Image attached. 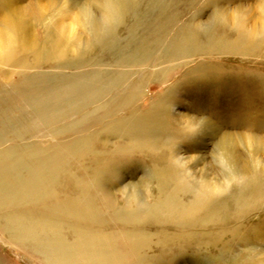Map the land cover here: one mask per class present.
Masks as SVG:
<instances>
[{
  "label": "rangeland",
  "instance_id": "1",
  "mask_svg": "<svg viewBox=\"0 0 264 264\" xmlns=\"http://www.w3.org/2000/svg\"><path fill=\"white\" fill-rule=\"evenodd\" d=\"M73 2L79 3V0H74ZM73 2L72 0H23V3L31 6L33 8V13H35L36 19L33 20V22H35L33 26L34 34L39 42L42 44L46 42V48L49 50L50 45L55 44L53 39L56 38L49 30H53L54 24L62 23V21L67 27L69 26L67 28V36L62 38L57 36L61 40L59 41L60 43L58 42L59 47L60 49H64V54H66L65 56L67 59L73 61L74 65L70 64L66 66L78 68L77 66L81 64L79 69L75 68L76 70L71 67L68 70L55 69L53 72L48 73L46 71L45 74H42L45 77L42 78L40 82H46V78L48 82H46V85L47 87L51 86V89L46 88L49 90H52V87L54 89L57 88L56 91L59 92V94L56 93L57 96L62 97L64 93L62 94L61 91L67 86L72 85L77 79L80 84H73L74 86L85 85L84 87H86L90 85H88L86 81L92 78L93 81L91 80V84H94L99 90L97 91V89L93 87L96 89L94 91L97 92L95 97L97 96L98 98L94 97V93L89 97L91 100L94 97V99H98L100 102L103 101L96 104V106L101 105L113 95L116 96L119 94L121 96L128 91L129 94L135 93L137 97L135 96L136 98L134 101L137 102L134 108L130 109V113L132 109L134 110L137 108V112H140H136L133 115L134 118L130 119L133 122L134 128L141 127L143 132L141 134V136L143 135L142 137H137V131L134 132L130 130V133L128 132L129 126H126L112 130L110 133L113 134V131L116 132L114 136H111L108 132L100 134L101 139L99 138L97 141L98 145H96L98 151L106 148L108 151L112 149L114 145H119L121 148H125V151L129 152L128 156L125 157L124 155L121 157L122 160L118 158V160L120 159L119 161L122 162H119L116 158L117 163L113 164L109 169L110 171H104L103 174L105 175H102V173L100 174L101 179L106 182L109 189H112L116 201L118 200L115 209L108 205H102L100 207L103 216L102 221L108 220L106 229L104 226H102L103 229L99 226L100 229H102V231L105 229L107 233H110V230L120 231L119 228L122 227L124 228L121 229L123 231L129 230L128 232L130 233L139 231V233L143 234L144 240L150 244L149 247L152 249L149 251L147 250V252L152 253H148L150 256L146 255L145 259H143L144 261L142 260L140 264H261V261L264 262V208H262L264 207V201H259L262 199L264 200V198H262L263 196L261 197V194L264 195V150L258 154L263 170L260 169L261 171L255 174L260 181L254 178L255 175H250L252 170L249 168L247 177L239 178L240 183L237 184L238 186L234 184L236 187L233 185L231 187L232 189L230 188L227 192L218 196H208L202 193V189L197 186L195 180L189 174H182L180 170L178 171V168L172 166L169 158L171 157L175 145L178 143L174 151L177 150L181 152L183 156L186 155L185 157L197 155L199 158H203L205 164H211L213 169L221 174L223 170L219 166L216 157L218 155V143H220V139L222 136L224 137L225 133L227 135L230 134L232 139L236 142L242 139L241 142H237L241 144L240 146H242L248 138L258 140V142H261L260 144L264 146V0H122V10H124H121V14H119V16H122L120 17L121 20L119 18L117 26L114 24L115 26L111 28L103 24L101 32L96 33L98 37L96 34L93 35L91 33L90 28L86 30L83 24H79L76 18L69 15L71 14L70 12L65 13L64 5L66 6ZM81 2H96L102 11L105 8V0H81ZM2 7L3 3L2 0H0V13L2 12ZM219 7L220 9L222 8L228 11L227 16L230 18L231 23L224 22L223 26L217 27L212 17L216 8ZM79 8L82 10V6H79ZM245 8L250 9V11L248 9L250 16L247 17L249 22L247 21L243 27L235 25L233 21L239 16L235 15L237 14L236 11ZM197 22L205 24L201 25ZM74 23H78L79 26H76ZM226 23L227 25H225ZM103 30L105 32H103ZM73 33L75 36L77 34L82 36V44L87 48L86 52H80L81 54L77 52L80 57H78L79 55L76 56L73 54V51L76 52L77 50L76 48L73 50L74 47L69 43V39L74 36ZM105 33L107 35H105ZM100 37L103 38V41ZM174 38H177L176 43L170 44ZM96 39L101 40V42L97 41L99 46L96 45ZM100 43H102V45ZM69 44L71 45L69 48L72 49L67 51L68 48L66 49V47H68L67 45ZM142 57H145L143 58L145 60H143ZM170 65H172V68ZM157 66L166 67L167 70L165 73H161L162 70H160V73H156L155 75L153 70ZM82 72H84L82 76H78V74ZM123 72H125V74ZM30 75L32 76V74ZM48 76H50L51 79L53 77L54 80H50V78H47ZM79 80L81 82L86 80V83L82 82V84ZM97 81H99V83H97ZM60 84L64 85L60 86ZM117 84H119V87H117ZM0 85V100L4 102L2 106L0 105V113L2 112L4 115L3 118L1 117L2 114H0V125L5 124L6 126H4V128L6 127L7 134L9 133V137H13V130L24 131L27 129L23 128V126H26L29 121L35 118V113L31 111L29 106L30 103L28 101L31 100V98H29L28 101H26V99H21L17 95V92L10 87L8 88L2 80L0 81ZM131 86H135L134 90H130L132 88ZM171 87H174V89ZM113 88L116 90L115 92ZM102 89L105 90L103 91ZM167 90H169V92ZM106 93H109L107 98L104 97L107 95ZM55 99L54 103L50 100L51 105L50 103L48 105L49 110L51 106V112L59 110L60 112L62 110L67 112L72 110L73 106L71 107V102V104L69 102H64V105L61 104L63 100L61 102L59 101V97L58 101H55ZM90 99L87 100V103H85V101L83 104H85V106L88 105V110H86L93 113L96 106L92 103L96 102V100L94 101L93 99L90 101ZM32 100L36 101L37 99L34 97ZM7 102L10 104L13 102L14 104H8L6 106ZM26 102H28L29 105ZM90 102L92 106L89 105ZM10 107L11 110L9 112ZM75 107V109H77L75 112L78 111L74 113L76 117L67 121L66 123L68 124H72L76 120L79 121L82 119L83 113H88L84 111L79 114V110L81 111L82 109L79 108L78 110L77 106ZM175 107H178L179 111L183 114L205 117L206 128L204 127V135L197 134L198 136L195 138H186L183 130L176 121V117H174L173 110ZM5 109H8V112ZM91 110L93 112H91ZM142 112H144V114ZM129 116V114L126 115L127 118H129ZM11 117L13 118L11 119ZM4 119H6V122ZM20 119L22 121H20ZM156 122L157 124H155ZM23 123H25V125H23ZM152 123H154L155 126ZM0 128H3V126H0ZM208 129L211 131L209 132ZM9 130H11V132ZM93 130L94 129L91 131ZM150 130L152 134L149 132ZM120 131L121 133H119ZM91 133L92 132H89L85 135H90ZM117 133L119 135H117ZM154 133L156 137H154L155 135L153 136ZM161 134L163 135L162 138H160ZM124 135L126 136L124 137ZM104 136L106 137L102 138ZM132 136H136L138 139ZM145 137H147L149 141H152L153 138L154 143L160 146L159 148L161 151H158L159 148H156V146L154 149L156 148L157 150L154 151L152 150L153 148H146L144 145L148 139H145ZM128 138H133L132 142L130 139L129 141ZM100 140L101 142H99ZM135 141L137 143H135ZM139 142L145 144L142 145ZM127 144L132 147H129ZM103 146L104 148H102ZM136 146L150 149L153 152H150V154H147L149 152L146 153V151L139 152L138 149L136 150ZM134 148L137 152H135V150L133 151ZM130 151L134 152L133 155L132 152L130 154ZM240 152L244 154L243 149H240ZM93 154L92 152L91 154L87 152V159L92 161L94 158ZM151 155H153V157ZM159 158L163 159L160 160ZM83 164H87L88 166L90 162L87 161ZM155 167L158 169H155ZM170 167L171 170H169ZM173 175L179 177L174 178ZM172 178H174V181ZM182 181H184V183ZM240 184L244 187L242 188ZM129 185L135 187L137 194L145 203L144 207H147L148 210L155 211V209L161 205L159 208L161 209L162 207L163 212H169L170 214L168 213L164 217L162 216L156 219L153 216V213L156 212H152L151 217L143 213L135 214L138 210V206L134 202H131V204L130 202L119 203L120 193ZM260 186H262V188H260ZM238 187L239 189L237 190ZM240 187L242 189L247 188V190H241ZM243 191H245V193ZM252 191L260 193L256 194L254 192V198ZM197 193H199V195ZM237 196L240 197L236 199ZM250 197L256 199V201V197H258V201H251L253 199ZM259 197L261 198L259 199ZM243 198L247 199V202ZM248 201H251L249 202V204H251L250 207L248 206L249 204H245V202L248 203ZM191 202L195 203L191 204ZM234 202H236V204ZM242 203L245 204V206H243ZM260 203H262L263 206ZM233 204H235L236 207ZM240 204L241 206H239ZM255 204L258 205L256 206ZM259 204L262 207H260ZM131 206L132 209L130 210ZM242 206L244 208H242ZM191 208L195 209V214L191 213L194 210ZM103 209L106 211H103ZM259 209L261 210L259 211ZM234 210L236 212L238 210L240 214L238 212L237 214ZM116 211L121 213H132L131 220H118ZM189 213L190 215L193 214L192 217L190 215V217L188 216ZM181 215H184L182 217L183 220L180 217ZM111 216L113 218H109ZM115 218L118 221H127V225L125 223L119 224L118 221V223H116ZM184 220L188 221L183 222ZM183 223H186V225H182ZM173 225H175V227ZM99 227L90 229L94 231L93 229L97 230ZM178 229L181 234H179ZM185 233H187L188 236ZM2 235L3 234H0V264H52L50 262H44V255L42 253L37 254L36 251H30L32 249L30 248L32 242H22L19 233L7 232L6 234L4 233L3 236ZM174 235H176V237ZM184 235L186 237H184ZM168 236H170L169 239ZM73 237L74 235L71 232H65V234H63V238H65L64 242L67 240L70 243ZM16 238L19 240L17 241ZM156 238L159 239L157 240ZM186 239L189 240L186 242ZM178 240H180V242ZM181 241L185 243L186 246L182 244ZM171 242L173 244H171ZM191 242L192 244L189 245L188 243ZM25 248L27 250H25ZM225 249L226 251H223ZM41 251L43 252L42 248H40V252ZM147 256L148 260L146 259ZM146 261H148V263H145Z\"/></svg>",
  "mask_w": 264,
  "mask_h": 264
},
{
  "label": "bare ground",
  "instance_id": "2",
  "mask_svg": "<svg viewBox=\"0 0 264 264\" xmlns=\"http://www.w3.org/2000/svg\"><path fill=\"white\" fill-rule=\"evenodd\" d=\"M73 1L74 0H72V2ZM121 1L122 0H105V2H104L105 8L103 11H102V9H100V7H98L96 2L95 3H90V2L84 3L85 1L81 2V0H79V3L73 2L71 4H67L66 6L64 5V8H65V13L70 12L71 14H69V15H72L73 18H76L77 19L76 21L79 24H83L85 26L86 30H87V28H90L91 33L93 35H95L97 32H101V29H102L101 27L103 24L105 26L107 25V27H109V28H111L112 26H115V25L117 26V22H118L119 18L122 17V16H119V14H121L120 12L123 8V5H122L123 2L121 3ZM2 3H3V7H2V12L0 13V22H1L0 23V81L2 80L4 82V84L8 86V88L10 87L15 92H17V95L21 99H23V100L26 99V101H28L29 98H31V100H32L35 97L37 100L36 101L29 100L28 102L30 103V105L28 104V102H26L30 106L31 111H33L35 113V118L33 120L29 121V123H27L26 126H23V128H27V129H25L24 131L23 130L22 131L13 130V132H12V133H14L13 137H9L10 135H9V133L7 134L6 127L4 128V126H6V125L5 124L0 125V126H3V128H0V234L4 235V233L6 234L7 232L19 233L21 236L20 238H21L22 242H27V241L32 242L30 245V248H32L33 250L31 249L30 251H33V252L36 251L37 254L42 253L44 255V257L43 256L42 257L44 258L45 263L50 262L52 264H140V262H142V260L145 259L146 255H148V253H152V252H147V250L149 251L151 248L149 247L150 244H148V242L146 240H144L143 234L139 233V231L135 232V233H130V232H128L129 231L128 229H127L128 231L124 230V231H126V232H124L123 230H121V229H124L122 227L121 228L118 227L120 229V231L119 230H110V233H107V231L105 229H106L108 220L106 219L107 221H102L103 216H102L101 209H100V207L102 205H104V206L108 205V206L113 207V209H115L116 203L118 201V200L116 201L115 196L112 193V189L110 188L111 189L110 190L109 187L107 186L106 182L101 179L100 174L102 173V175H105V174H103L104 171L105 172L108 171L113 166V164H116L118 158H120L122 160V158H121L122 156H124V155H125V157L128 156L129 152L125 151V148H121V146H119V145H114V147L108 151L106 150L107 148L103 149L101 151L99 150L100 152L98 151V149L96 147V145H98L97 141L99 140V138L101 139V137H100L101 133H107V132L110 133V132H112V130L118 129V127L122 128V127L129 126L128 132H130V130L131 131L133 130L134 132L137 131L136 136L137 137L141 136V134L143 133L141 130V127L134 128L133 122L130 119V118H134L133 115L138 111V108L134 109V110L132 109V111L130 113V109L134 108V105L137 102V101L136 102L134 101V99L137 97L136 96L137 94H135V93L129 94V91H128V92H126V94L121 95V96L119 94L116 96L113 95L114 97L111 96L110 99L106 100L101 105L96 106V104H99L103 101L100 102V100L94 99L95 94L97 93L94 90H96L97 87H95L94 84H91L92 78L89 79L90 83H89L88 79H87L88 81L85 80L88 83V85L90 84L92 86L89 85V86L84 87L85 85L84 86L83 85H78V86L75 85L76 86L75 87L73 84L79 83L78 79L76 78L77 79V81H75L76 83L74 81H72V82H74L72 85L67 86L66 88L63 89V91H61L62 94L64 93L62 97L57 96V94H59V92L56 91L57 88L55 87L56 89H54L52 87V90H49V89H51L50 88L51 86L47 87L46 84L48 82H47L46 78H45V80L47 83L45 81H42L43 83L40 81L42 80V78L45 77L42 74H45L46 71L48 73V72H53L55 69H57V70L58 69L68 70L71 67H72V69L76 68V67L74 68L73 66H66V65H70V64L74 65V64H73V61H69V59H67V57L65 56L66 54H64L65 53L64 49L63 48L60 49V47H59L60 42L59 41H61V40L57 37V36H60L62 38V37L67 36V28L69 26L67 27L63 23V21H62V23L54 24L55 26L49 24V25L53 26V30H49V31H51V33H53V36L56 37L53 39L55 44L50 45V50H49L48 48H46V45H45L46 42L44 44H42L41 42H39L38 38L34 34L33 26H34L35 22H33V20H35L36 17L34 15L35 13H33V8L31 6L25 5L23 3V0H2ZM79 6H82V8H81L82 10H80ZM245 9H247V10H245ZM245 9H241V10L236 11L237 14H235V15L236 16L239 15V16L237 19L235 18L236 20L233 21V22H235L234 23L235 25L243 27L247 23V21H248L247 17L250 16V14H249L250 9L249 8H245ZM248 9H249V11H248ZM218 12H219V10H218ZM120 20H121V18H120ZM249 20H250V18H249ZM39 21H41V20H39ZM51 22H52V20H51ZM224 22H227V23L230 22V18L227 15L224 17ZM78 23L77 24L74 23V24H76V26H79ZM207 23H208V21H207ZM227 23L225 25H227ZM51 26H50V28H51ZM76 26H74V27H76ZM105 29H107V28H105ZM112 29H114V28H112ZM109 30H111V29H109ZM241 30H242V28H241ZM70 31H71V29H70ZM111 31H113V30H111ZM103 32H105V31L103 30ZM73 35H74V33H73ZM105 35H107V34L105 33ZM93 37H95V36H93ZM97 37H98V35H97ZM97 37H95V38H97ZM82 39H83L82 36L79 34H77L76 36L74 35L72 38L69 39V43L72 44V47H74L73 50L75 48L77 50L76 52L72 50L73 54L76 56L79 55L78 53H80V52H86L87 51L86 46H83V44H82L83 43ZM97 39L95 40L96 43H97V41H100V42H101V40L103 41V38H101V40H97ZM176 40H177V38L172 39V42L170 44H175ZM102 43H104V42H102ZM102 43H100V44L102 45ZM70 44L67 45L68 47H66V49L68 48L67 51L70 49L69 48L71 46ZM86 45H87V42H86ZM96 45L99 46L98 43ZM183 47H185V46H183ZM175 48H176V46H175ZM175 48H173V49L176 50ZM88 55H89V53H88ZM76 56H74V57H76ZM143 56H144V54H143ZM78 57H80V55ZM143 58H145V57H142V59ZM143 60H145V59H143ZM180 64H181V62H180ZM80 66H81V64H79V66H77L78 68H76V69H79ZM170 66L172 68V65H170ZM160 70H162L161 73H165L167 68L157 66L153 70V73L156 75V73H160ZM83 73L84 72L78 74V76L81 77ZM123 73L125 74V72H123ZM30 74H32V76ZM29 75H30V77H29ZM78 76H76V77H78ZM158 77H159V75H158ZM47 78H50V76H48ZM61 78H62V76H61ZM98 78H99V76H98ZM153 78H156V77H153ZM95 79H97V78H95ZM100 79H98V80H100ZM50 80H54V78L52 77V79L50 78ZM80 80H81V78H80ZM85 81L84 82L82 81V82L86 83ZM97 83H99V81H97ZM49 84H50V82H49ZM110 84H113V83H110ZM61 85H64V84H60V86ZM117 85H118L117 87H119V84H117ZM115 86H116V84H115ZM46 87L49 89H47ZM93 87L96 89H94ZM131 87L132 88L130 90H132V89L134 90L135 86H131ZM171 88L174 89V87H171ZM113 90H114V92L116 91L114 88H113ZM97 91H99V90L97 89ZM167 91L169 92V90H167ZM170 91H171V89H170ZM69 93H71V94H69ZM92 93H94V97H93L94 101L96 100V102H93L92 104L95 105L96 107L94 108L95 110L93 109L94 112L91 110V112H93V113H90L89 111H87L88 105L86 104L87 106H85V104H83V103L85 101H86L85 103H87V100L90 99L89 96H91ZM103 93H105V92H103ZM111 94H113V93H111ZM108 96H109V93L104 97L107 98ZM40 97L43 99H41ZM58 97L60 99L59 100L60 102L63 100L61 104L65 105V103L71 102L72 104L77 106L78 110H79V108L82 109L81 111L79 110V114L83 113L84 111H87L88 113H86V114L83 113L84 115H83L82 119H80L79 121L76 120L72 124L66 123L67 121L76 117V115H74V113H77L78 111L75 112L77 110V109H75L76 107L70 103L71 107L73 106L72 110H70V111L65 112L62 110L63 112L62 111L60 112V110H59V111L51 112L50 111L51 106L49 107L50 110L48 109V105L50 103V100L52 103H54V99L56 98L55 101L56 100L58 101ZM86 98H88V99H86ZM92 100L90 99V101H92ZM101 100H102V98H101ZM0 101H1L0 105L2 106L3 105L2 103H4V102H2V100H0ZM5 102H6V100H5ZM8 104H10V103L7 102L6 106ZM12 104H14V103L11 102L10 105H12ZM92 104H91V102L89 103V105H91V106H92ZM50 105H51V103H50ZM149 106H151V105H149ZM58 107H61V106H58ZM64 107H66V106H64ZM8 109H5V110L7 111ZM59 109H61V108H59ZM140 109H141V107H140ZM10 110H11V107L9 109V112H10ZM173 111H174V117H176V119L179 120L180 115L183 113L181 111H179L178 107H175ZM139 112H137V113H139ZM3 113L5 114L4 111H3ZM142 113L144 114V112H142ZM0 114H2V112ZM128 114L131 117L129 116V118H127L126 115H128ZM2 115H1V117L4 118V115L3 116ZM7 116H5V117H7ZM120 116H123V117H120ZM12 118L13 117H11V119ZM138 119H139V117H138ZM0 120H1V118H0ZM5 120L6 119H4V121ZM108 120H110V121H108ZM20 121H22V120L20 119ZM151 121H152V119H151ZM142 122H143V120H142ZM17 123H18V120H17ZM152 124L154 125V123H152ZM155 124H157V122ZM23 125H25V123H23ZM137 125H138V123H137ZM156 127H157V125H156ZM16 129H17V127H16ZM92 129H94V130L91 131ZM147 129H145V130H147ZM124 130H125V128H124ZM153 130H155V129H153ZM9 131L11 132V130H9ZM210 131L211 130H209V132ZM89 132H92V133L90 135H88V134L85 135L86 133H89ZM134 132H133V135H134ZM144 132H146V131H144ZM149 132L151 133V130ZM114 133H116V132L113 131V134L110 133L111 136H114ZM119 133H121V131ZM161 133H163V132H161ZM151 134H149V135H151ZM199 134L204 135V128L201 130V132ZM117 135H119V134L117 133ZM198 135L192 136L191 138H195ZM125 136L126 135H124V137ZM129 136H127V137H129ZM136 136H132V137L136 138ZM144 136H147V135H144ZM153 136L156 137V134L154 133ZM162 136L163 135L161 134L160 138H162ZM105 137L106 136H104L102 138H105ZM119 137H121V136H119ZM146 138L147 137H145V139ZM160 138H158V139H160ZM129 139L130 138H128V140ZM132 139H130L131 142H132ZM136 139H138V138H136ZM139 139H141V138H139ZM240 139H241V137H240ZM241 140L239 142H241ZM49 141H50V143H49ZM121 141H123V140H121ZM166 141H169V140H166ZM99 142H101V140ZM133 142H134V140H133ZM237 142L232 139V136L230 134L227 135L225 133L224 137L222 136V138L220 139V143H218L219 144L218 145V154L220 155V157L223 158L224 156H227L228 164L230 165V167L228 168V172L235 174L239 178L240 177L243 178V177H247V175L249 174L247 172L249 171V168H250L252 170V171L250 170L251 171L250 175L254 176L256 173L258 174V172L261 171L260 169L263 170V167L260 164L261 162L259 160L258 154L264 150V146H262V144H260L261 142H258V140H252L249 138L247 139L246 142H244V144L242 146H240L241 144H238L239 142L238 143ZM135 143H137V142L135 141ZM139 143L142 144L141 142H139ZM144 144H142V145H144ZM144 146L146 148L148 147L150 149L153 148L152 149L153 151L157 150L156 149L157 147L158 148L160 147V146H158V144L156 145V143H154L153 138H152V141H149V139H148V141L146 142V144ZM155 146H156V148L154 149ZM122 147H123V145H122ZM129 147H132V146H129ZM136 147H135L136 150L138 149L139 152H142V151H146V153L149 152L147 154H150V152H153L150 149H145L143 147H138V146H136ZM102 148H104V146ZM135 148L133 149V151L135 150ZM240 149H243L244 154H241ZM136 150H135V152H137ZM158 151H161L160 148ZM87 152L89 154H91V152L94 153L93 154L94 158L92 161L87 159ZM131 152L132 151H130V154H131ZM133 153L134 152H132V155H133ZM142 154H145V153H142ZM173 154H174V156H183L181 154V152H179L177 150L174 151ZM151 156L153 157V155H151ZM116 158H117V160H116ZM169 158H170V162H171L172 154H171V157H169ZM185 158H188V157H185ZM157 159H158V157H157ZM159 159L161 160L163 158H159ZM87 161L90 162V164L88 166H87V164H83V163H86ZM157 161H159V160H157ZM119 162H122V161H119ZM164 162H165V159H164ZM160 164H161V162H160ZM152 165H154V164H152ZM171 165H172V162H171ZM201 165H202V167H201ZM115 168H117V167H115ZM156 168L157 167H155V169ZM169 170H171V167ZM189 170L193 173V175L190 173H188V174L193 179H194V177L197 181H199L201 179V181L199 182L200 184H203V179H205V180H213L214 179V180L220 181L223 178V176L225 175L224 171H222L221 174H219V172H217L216 170L213 169L211 164L210 165L205 164V161L203 160V158H199V160L197 162L190 165ZM178 171H179V169H178ZM174 172H175V170H174ZM161 174H162V172H161ZM114 175H115V173H114ZM171 175H172V173H171ZM177 175L176 176L173 175L174 178L179 177ZM185 177H187V176H185ZM102 178H103V176H102ZM174 178H172V180ZM254 178L257 181H260L256 175ZM105 179H106V177H105ZM107 180H108V178H107ZM239 180L237 183H235V185L240 183ZM161 181H163V180H161ZM187 181H189V180H187ZM182 182L184 183V181H182ZM250 182H252V181H250ZM182 185H184V184H182ZM240 186H241V184H240ZM249 187H251V186H249ZM242 188H241V190H244V189H245V191L247 190V188H244V189H242ZM260 188H262V186H260ZM189 189H191V188H189ZM238 189H239V187L237 188V190ZM191 190H194V189H191ZM227 191L228 190L224 191L223 193H225ZM245 191H243V192L245 193ZM254 192L252 194L253 197H254V194L256 193V192L255 193ZM202 193H204L205 195H208V196L220 195V194L206 192L203 189H202ZM257 193L259 194L260 192H257ZM197 194L199 195V193H197ZM244 196H245V194H244ZM247 196H250V195H247ZM239 197L237 196L236 199H238ZM261 197L264 198V195L261 194ZM261 197H259V199ZM196 198H198V197H196ZM247 198H249V197H247ZM250 198H252V197H250ZM254 198H252L253 200H251V201H256V199H254ZM256 198L258 201V197H256ZM244 200L247 202V199H244ZM251 201H248V203L245 202V204L248 205L249 202H251ZM259 201L261 202L264 200L262 199ZM120 202H124V203L130 202V204H131V202L136 203V205L138 206V210L135 212V214L143 213L144 215H148L151 217V213L156 212V213H153V216L156 219H158V217H162V216L164 217L165 215H167L169 213V212H163L162 207H161V209L159 208L161 205H159L158 208L155 209V211L148 210L147 207H144L145 203L139 197V195L137 194V191L133 185H129V186L125 187L124 191L120 193L119 203ZM196 202H197V200H196ZM241 202H242V200H241ZM192 203L193 202H191V204ZM234 203L236 204V202H234ZM262 203H260V204L262 205ZM235 204H233V205L235 206ZM245 204H243V206H245ZM260 204H259L260 207H262L264 205V203L262 206ZM255 205L257 206L258 204H255ZM239 206H241V204ZM243 206H242V208H244ZM248 206L250 207L251 204H249ZM125 207H127V206H125ZM262 208H264V207H262ZM131 209H132V206L130 207V210ZM227 209H229V208H227ZM251 209H252V207H251ZM255 209H257V208H255ZM116 210H117V208H116ZM248 210H249V208H248ZM260 210L261 209H259V211ZM103 211H106V210L103 209ZM245 211H247V210H245ZM108 212H109V210H108ZM194 212H195V209L191 213H194ZM234 212H236V211L234 210ZM237 212H238V210H237ZM116 213H117L116 217L118 218V220H123V219L131 220V214L132 213H130V212H122L121 213L119 211H116ZM238 213L240 214V212H238ZM103 214H104V212H103ZM110 214H111V212H110ZM189 215H190V213L188 214V216ZM192 215L193 214H191L190 216L192 217ZM107 216H110V215H107ZM183 216L182 215L180 216L181 219ZM109 218H113V217L111 216ZM118 220H116V218H115L116 223H118V222H119V224L125 223L127 225V221H118ZM187 221L184 220L183 222H187ZM220 222H222V221H220ZM102 224H104V225H102ZM108 225H111V224H108ZM182 225H186V223L185 224L183 223ZM99 226H101V228H102V226H104L105 229L102 231L103 228L100 229ZM173 226L175 227V225H173ZM96 227H99V228H97L98 231L96 229H93L94 231H92L90 229V228H96ZM179 227H181V226H179ZM162 231H164V230H162ZM178 231H179V229H178ZM65 232H71L74 235V237L70 243L67 240H66V242H64V239L65 238L67 239L66 236H65V238H63V234H65ZM179 234H181L180 231H179ZM185 234H187V233H185ZM168 235H170V234H168ZM170 236H168V239ZM174 236L176 237V235H174ZM187 236H188V234H187ZM184 237H186V236L184 235ZM10 240H12V239H10ZM18 240L19 239H17V241ZM23 240H25V241H23ZM188 240L186 239L185 241L187 242ZM178 241L180 242V240H178ZM192 242L188 243V244L190 245V244H192ZM167 244H169V243H167ZM171 244H173V243L171 242ZM182 244L185 245V243H183V242H182ZM154 245H155V243H154ZM22 246H21V248H22ZM24 247H28V246H24ZM165 247H167V246H165ZM40 248L43 249V252L42 251L40 252ZM163 248H161V249H163ZM25 250H27V249L25 248ZM166 251H168V250H166ZM223 251H226V249ZM148 256H150V255H148ZM148 256L146 258L147 260H148ZM145 263H148V261H146ZM261 264H264V262L261 261Z\"/></svg>",
  "mask_w": 264,
  "mask_h": 264
},
{
  "label": "clouds",
  "instance_id": "3",
  "mask_svg": "<svg viewBox=\"0 0 264 264\" xmlns=\"http://www.w3.org/2000/svg\"><path fill=\"white\" fill-rule=\"evenodd\" d=\"M218 9H219V15H218ZM227 14L228 11L226 9L216 8L212 18L217 27L223 26L224 17ZM197 23L201 25L205 24L201 22H197ZM176 121L179 124L180 128L183 130L186 138H190L201 132V130L205 126L206 118L196 115L181 114L179 120ZM177 144L175 145V148ZM175 148L173 149L172 152V158H171L172 165L178 168L182 174L190 173L193 175V173L189 170V166L197 162L199 160V156L192 155L188 158H185L184 156H174L173 153ZM216 159L219 166L225 172V175L220 181L214 179L213 180L203 179V184H200L199 182L201 181V179L197 181L195 177L194 176L193 177L197 182V186L202 188L204 191L215 194H223L224 191L229 190L233 186V184L238 182L239 177L233 173L228 172V168L230 167V165L228 164L227 156L221 158L220 155L218 154Z\"/></svg>",
  "mask_w": 264,
  "mask_h": 264
}]
</instances>
